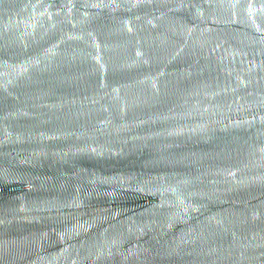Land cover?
<instances>
[{"label":"water","instance_id":"obj_1","mask_svg":"<svg viewBox=\"0 0 264 264\" xmlns=\"http://www.w3.org/2000/svg\"><path fill=\"white\" fill-rule=\"evenodd\" d=\"M0 264H264V0H0Z\"/></svg>","mask_w":264,"mask_h":264}]
</instances>
